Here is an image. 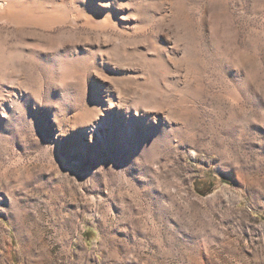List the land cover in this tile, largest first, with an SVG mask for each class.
<instances>
[{"label": "rangeland", "instance_id": "obj_1", "mask_svg": "<svg viewBox=\"0 0 264 264\" xmlns=\"http://www.w3.org/2000/svg\"><path fill=\"white\" fill-rule=\"evenodd\" d=\"M0 264H264V0H0Z\"/></svg>", "mask_w": 264, "mask_h": 264}]
</instances>
